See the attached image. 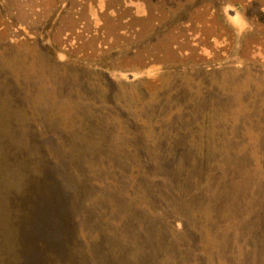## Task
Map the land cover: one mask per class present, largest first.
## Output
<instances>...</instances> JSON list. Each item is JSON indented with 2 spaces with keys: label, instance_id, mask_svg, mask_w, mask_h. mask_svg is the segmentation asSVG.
<instances>
[{
  "label": "rangeland",
  "instance_id": "374dc122",
  "mask_svg": "<svg viewBox=\"0 0 264 264\" xmlns=\"http://www.w3.org/2000/svg\"><path fill=\"white\" fill-rule=\"evenodd\" d=\"M192 94L204 96L207 119L181 114ZM219 94H233L226 103L235 120L260 110L242 95H264V0H0V192L1 184L11 188L14 152L3 147H16L12 136L30 121L39 153L29 160L37 159L40 178L24 195L22 242L8 229L18 212L0 203V263H13L20 249L24 264H89L98 256V264H137L131 246L157 238L163 264H236L241 250L230 257L216 249L225 238L213 230L222 226L195 219L175 235L173 222L177 229L183 222L177 212H157L153 195L158 161L196 147L189 136L175 142L167 129L207 125L203 135L212 140ZM84 160L75 171L74 161ZM116 164L118 174L107 171Z\"/></svg>",
  "mask_w": 264,
  "mask_h": 264
},
{
  "label": "trees",
  "instance_id": "16d2710c",
  "mask_svg": "<svg viewBox=\"0 0 264 264\" xmlns=\"http://www.w3.org/2000/svg\"><path fill=\"white\" fill-rule=\"evenodd\" d=\"M192 95L193 97L190 100L183 98V101L191 107L186 108L184 104H181V114H186L187 120H195L198 116L207 119L211 116L212 114L204 112L201 106L202 101L205 99L204 96L202 94ZM252 95L243 94L242 96L248 102V105L253 101L256 107H260V110L252 112L251 107L248 106V112H252V114L246 116V118L235 116L236 120L227 114L233 110V107L226 103L227 100L233 97V94H219L217 96V105L213 107L217 114L216 117L210 120L212 123L215 121V127L211 128L215 132L212 140L205 137V134L203 135L205 130L202 128L207 125H199L197 128L190 125L188 129L182 130L180 128L167 129L170 134L173 133L175 142L183 141L187 138L182 140V137L189 136L188 141H195L196 147L183 146L182 150L187 155L183 156L178 153L177 156L175 154L169 158V163L158 161L161 174L156 178L164 183L159 182L154 174L153 177L151 176V178H155L153 195L158 200L155 206L157 212H163L161 208L163 207L165 213L168 211L173 212L171 218H174V213L177 212V219L183 222V225L177 229V224L173 222L172 225L169 221V224L172 225V232L178 235L191 230L189 225L192 226L195 219L199 223L222 226V230H213L214 234H221L225 238L216 249L220 254H230V257L232 255L238 256L235 249L241 250L240 258L233 262L236 264H257L258 261H262L264 264V232H262L264 231V113L261 118L255 116V112H263L264 95L258 98H254ZM15 96L22 95L14 94ZM25 116L28 119L33 117L28 111H25ZM119 118L127 124L128 120L123 116H119ZM9 120L17 124L15 116H10ZM127 125L130 131L126 135L134 137L135 130L129 124ZM36 126L35 121H30L28 127L18 129L22 130L18 134L20 138L12 136V139L17 142L16 147L9 146L8 149L6 145L3 147L5 152L8 150L14 152L12 155L9 154L8 159L9 163L13 165L7 169L11 172V182L9 183L11 188H7L6 192V187L1 184L3 188L0 192V203L18 212L15 214L16 218L11 219L13 226H8V229L12 230L15 237L18 238V243L19 241L22 242L17 232L19 220L25 209L30 205L24 199V195L29 182L33 180L35 182L39 178L36 170L37 159L34 163L29 160L32 157L36 158L35 155L39 153L37 147L34 149L37 140L29 135L34 131L37 132ZM103 129L109 130L110 127ZM43 130L45 131V129ZM167 130H164V133H167ZM52 131L53 128H50L49 133ZM140 136H142L141 132ZM51 137V139L49 138L50 141H56L54 134H51ZM43 141H48V139ZM140 142L142 143V139H140ZM208 145L211 148H208ZM176 152L175 148L170 153L168 150L167 154L172 155ZM100 162L105 164L106 160L102 157ZM108 162L112 163V161ZM118 164L107 171L114 175L118 174L120 171L116 168ZM137 164L133 165L136 166ZM74 165L75 171H78L80 167H85L86 163L85 160L79 163L74 161ZM142 169L143 167L140 166L139 170ZM100 174L101 179L106 177L105 171L99 172L97 176ZM2 175L7 176L3 170ZM100 181L102 182V180ZM160 185L164 187L161 188ZM173 187L178 188V193ZM16 189L18 190L16 191ZM153 195H151L152 198H154ZM151 210L156 212L153 208ZM192 214L197 215V217L190 220ZM148 232L145 231L143 234H148ZM143 234L139 232L137 236H144ZM139 239L136 241H139ZM185 240L187 241L186 237ZM154 241L158 244L152 246L142 245L140 247H137V242H135L134 247L131 246V250L127 253L133 255L137 253L134 258H142L141 261H137V264H163L164 253L161 252V245L157 238H154ZM125 242L133 243L130 239L125 240ZM35 246L33 244L31 249L27 251V254L31 257L30 262L35 260ZM120 246L124 248V243H121ZM19 250L14 255L13 263L7 264H15L14 262L19 261ZM25 261L22 260L17 264H24ZM42 261L47 262L46 260H40L34 264ZM94 261V264H98L100 262L99 256L98 258H91L88 263L92 264ZM109 264L115 263L110 261ZM131 264L133 263L131 262Z\"/></svg>",
  "mask_w": 264,
  "mask_h": 264
}]
</instances>
